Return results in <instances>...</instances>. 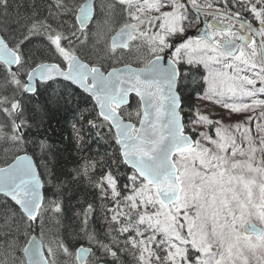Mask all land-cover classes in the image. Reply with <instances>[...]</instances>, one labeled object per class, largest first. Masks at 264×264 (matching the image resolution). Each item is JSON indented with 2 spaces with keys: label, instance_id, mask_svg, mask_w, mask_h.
<instances>
[{
  "label": "snow or ice",
  "instance_id": "snow-or-ice-1",
  "mask_svg": "<svg viewBox=\"0 0 264 264\" xmlns=\"http://www.w3.org/2000/svg\"><path fill=\"white\" fill-rule=\"evenodd\" d=\"M0 264H264V0H0Z\"/></svg>",
  "mask_w": 264,
  "mask_h": 264
}]
</instances>
